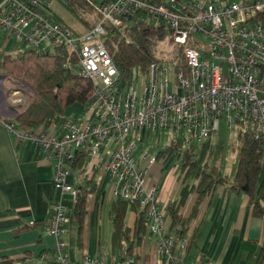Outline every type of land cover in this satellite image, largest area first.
Wrapping results in <instances>:
<instances>
[{
	"label": "built area",
	"instance_id": "built-area-1",
	"mask_svg": "<svg viewBox=\"0 0 264 264\" xmlns=\"http://www.w3.org/2000/svg\"><path fill=\"white\" fill-rule=\"evenodd\" d=\"M78 1L98 16L90 28L72 29L53 14V6L68 10L65 0H0V40L18 45L17 52H57L65 56L66 69L90 83L76 112L30 130L6 126L16 142L37 146L51 164L53 188L72 197L70 212L77 189L68 178L82 152V167L74 169L85 181L105 177L110 200L143 210L145 233L134 234V212L128 210L132 219L118 237L115 255L83 253L74 261L61 238L71 214L60 199L52 201L43 230L55 245L46 264H202L190 256L193 232L180 235L170 227L158 203L159 182L149 180L162 150L149 153L145 147L153 141L156 146L166 131L165 147L209 151L223 119L228 131L249 132L259 141L264 165V0ZM105 24L120 30L162 25L166 49L143 74L135 67L123 71L102 41ZM6 108L11 117L20 110ZM170 155L180 184L187 169H181L182 151L175 148Z\"/></svg>",
	"mask_w": 264,
	"mask_h": 264
},
{
	"label": "crops",
	"instance_id": "crops-1",
	"mask_svg": "<svg viewBox=\"0 0 264 264\" xmlns=\"http://www.w3.org/2000/svg\"><path fill=\"white\" fill-rule=\"evenodd\" d=\"M25 49L28 48H23ZM9 51H13L10 42L0 40V60L5 54L20 53H8ZM13 117H0V264H46L53 256L55 240L44 232L43 222L50 203L60 199L66 206L67 195L53 188L52 166L43 160L37 146L29 142L18 143L11 136L6 122L2 120ZM8 122L18 128L13 121ZM202 152V148L198 147L193 150L192 157L200 161ZM162 164L158 160L149 170V180H156L160 185L158 203L165 208L168 202L173 201L177 204L178 213L186 217L196 196L194 191L188 192L194 180L190 178L191 182L185 178L178 184L175 182V167L162 172ZM75 169L72 168L69 180L76 187L86 181ZM95 177L96 174L92 180L95 189L86 197L82 249L79 251L75 247L72 211L61 236L66 245L64 251L67 257L77 262L83 253L99 255L98 240H95L94 247L91 241L95 223L94 209L96 202L101 201L104 189L99 186L101 180ZM107 201L110 204L109 194ZM199 213L190 240L192 259L197 258L202 264H254L252 259L262 249L256 264H264V220L252 216L251 206L244 194L234 193L223 185L216 186L202 202ZM129 216L125 225L131 221L132 213ZM34 221L37 225L31 227ZM23 226L28 228H22ZM245 245L252 246L254 251H245ZM110 250L115 251L111 247V241Z\"/></svg>",
	"mask_w": 264,
	"mask_h": 264
},
{
	"label": "trees",
	"instance_id": "trees-1",
	"mask_svg": "<svg viewBox=\"0 0 264 264\" xmlns=\"http://www.w3.org/2000/svg\"><path fill=\"white\" fill-rule=\"evenodd\" d=\"M68 10L76 20L85 28H90L98 16L92 14L90 8L78 0H65ZM105 34L102 38L105 48L113 62L123 71L135 67L138 72L144 73L148 64L156 60L157 44L165 37V27L162 25H137L125 30L104 25ZM65 56L57 52H33L25 49L14 55L5 54L0 60V73L10 79L21 82L31 89L33 96L20 112L11 121L20 129L30 130L45 120H57L64 112L74 105L79 106L86 101L90 83L63 66ZM3 119L6 123L10 121ZM237 141L236 162L230 182L226 175L223 176L216 166L210 167L208 163L201 164L192 157V148L180 149L176 146L165 147L157 153V160L164 162L170 153L176 148L182 151L181 169H186L184 179H197L196 185L190 186L188 192L196 193L194 203L188 216L183 217L178 213L175 202L165 206L169 218L170 227L175 232L184 235L194 230L196 221L200 215V206L207 199L212 190L219 185L226 186L234 193H242L246 196L251 206L252 216L264 220V165L261 164V152L259 141L249 133L235 134ZM79 154L72 168H80L84 160L83 153ZM93 176L76 186L77 196L73 204L72 216L74 220V243L77 250L83 246L84 217L86 213L87 194L94 191ZM89 188V189H88ZM128 210L134 212V234L145 233L143 222V210L135 203L112 199L109 204L108 216L111 224L110 241L112 249L116 247L118 237L127 233L125 216ZM37 225L33 222L31 227ZM194 227V228H193ZM22 228H28L23 226ZM193 232V231H192ZM262 249L258 250L252 259L256 264L261 257ZM264 260V258H263Z\"/></svg>",
	"mask_w": 264,
	"mask_h": 264
},
{
	"label": "rangeland",
	"instance_id": "rangeland-1",
	"mask_svg": "<svg viewBox=\"0 0 264 264\" xmlns=\"http://www.w3.org/2000/svg\"><path fill=\"white\" fill-rule=\"evenodd\" d=\"M53 5H56V4H53ZM60 6L61 7L59 6L52 7L51 10L53 14L58 16L60 19L66 21L65 23L68 24L72 29L77 30L81 23L78 22L77 20L71 19V16L64 5H60ZM17 46L18 45L12 47L13 51L12 52L9 51L8 53H15L16 50H21V49H18ZM166 46L167 44H165L164 38L158 42L156 57L162 54L163 51H165ZM15 91L16 93H13ZM32 96H33V93L31 92L30 88L26 87L21 82L14 81L8 78L7 76L3 75L0 78V117L4 116L5 118H10L11 115H8V113H5L3 111V108L7 109L6 108L7 106L9 109L11 108L15 111H18L19 109L21 110L22 107L28 104ZM13 100H16L18 104H14V102L10 103ZM77 110H78L77 105H74L68 111L76 112ZM166 136H167L166 131H162L156 142V146H155V141H153L151 147H145L146 146L145 144L142 146V149L145 147L146 151L149 153H154L156 150H163L165 148L167 141L169 140L168 137ZM236 146H237V141L235 139V132L228 131L226 129L224 120L220 119L218 122L217 128L213 131L211 138H210L211 150L208 151L206 149L203 151V153L200 155V162L205 160L210 167L216 166L220 170L221 175L223 176L226 175L227 182H230L234 168H235ZM173 162H174V158L172 155L167 157V159L162 164V172H165L166 170L167 171L171 170L173 167ZM174 164H176V162ZM178 170L179 168L177 166L174 170V173H175L174 175L177 174ZM99 180H101L99 183V186L104 189V195L99 203L96 202V206L94 209V222L95 223L92 229L93 237H92L91 245L94 247L95 240L97 239L98 240V250H97L98 254L100 257L106 258L109 255H115V251L111 252L110 250L111 224H110V219L108 217L109 204L107 201V197L109 194V185L106 183L105 177L102 176ZM188 181L192 182L191 179ZM186 183L187 181L185 182V184ZM66 200H67L66 209L68 210V213H69L70 207L72 204V197L67 195ZM171 202L172 201L168 203L170 204ZM129 215L130 213L127 212L125 216L126 223L129 221V217H130ZM163 220L166 223L168 222V218L165 212L163 213ZM97 224H98V231H96ZM243 249L247 251L248 249H252V246L245 245ZM252 251L254 250L252 249Z\"/></svg>",
	"mask_w": 264,
	"mask_h": 264
},
{
	"label": "water",
	"instance_id": "water-1",
	"mask_svg": "<svg viewBox=\"0 0 264 264\" xmlns=\"http://www.w3.org/2000/svg\"><path fill=\"white\" fill-rule=\"evenodd\" d=\"M3 75L0 73V78L2 77Z\"/></svg>",
	"mask_w": 264,
	"mask_h": 264
}]
</instances>
